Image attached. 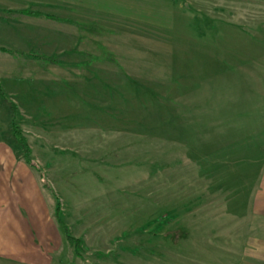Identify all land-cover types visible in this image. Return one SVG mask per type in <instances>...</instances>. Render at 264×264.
Returning <instances> with one entry per match:
<instances>
[{"label": "rangeland", "instance_id": "rangeland-1", "mask_svg": "<svg viewBox=\"0 0 264 264\" xmlns=\"http://www.w3.org/2000/svg\"><path fill=\"white\" fill-rule=\"evenodd\" d=\"M31 10L83 26L79 54L29 60L30 89L11 98L49 207L83 242L80 257L67 244L55 257L240 264L245 198L264 161V0H54ZM58 29L30 19L31 36ZM40 38L24 51L52 53L57 43Z\"/></svg>", "mask_w": 264, "mask_h": 264}, {"label": "crops", "instance_id": "crops-1", "mask_svg": "<svg viewBox=\"0 0 264 264\" xmlns=\"http://www.w3.org/2000/svg\"><path fill=\"white\" fill-rule=\"evenodd\" d=\"M51 1L54 0H0V86L10 101L19 95V91L30 89L29 60L56 64L60 63L58 58L67 53L79 54L76 50L80 39L77 29L83 26L62 16L31 10L43 9ZM24 12L42 16L31 17ZM31 18L60 27L57 32L46 34L49 41L57 43L52 53L24 51L23 46L31 39L46 37L44 33L31 36ZM63 25L74 27L75 32L62 29ZM65 34L73 37L74 47H63L64 41L70 39L63 36ZM13 120L8 105L0 98V264H64L55 256L58 248L63 252L69 245L59 231L61 228L54 218L53 208L49 207L39 176L23 157L14 154ZM20 128L25 133L24 128ZM245 201L246 232L240 264H264V161Z\"/></svg>", "mask_w": 264, "mask_h": 264}, {"label": "trees", "instance_id": "trees-1", "mask_svg": "<svg viewBox=\"0 0 264 264\" xmlns=\"http://www.w3.org/2000/svg\"><path fill=\"white\" fill-rule=\"evenodd\" d=\"M25 15L31 16V17H40L42 16L39 13H33V12H24ZM48 19L54 20L55 18L53 17H48L45 16ZM34 58H39L36 55H31ZM0 98L8 105L9 107V112L15 116L17 114V107L16 105L11 102L4 94L1 86H0ZM12 135L15 141V144L20 148L22 151V157L25 161V163L35 172L39 173L40 180L43 184V187L48 188V185L46 181L44 180V176L41 172L40 167L37 165L35 161L32 159V153H31V148L28 145L27 139L23 134V131L21 128L15 124L12 125ZM54 218L58 224V226L61 228L65 241L67 244L73 248L74 253L77 257H80L81 254L83 253V242L70 235L68 227L63 223L62 219L60 218V209L57 207L54 212Z\"/></svg>", "mask_w": 264, "mask_h": 264}]
</instances>
